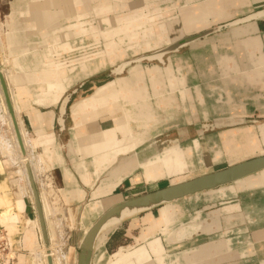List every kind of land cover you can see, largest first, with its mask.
Masks as SVG:
<instances>
[{
    "label": "crops",
    "instance_id": "crops-1",
    "mask_svg": "<svg viewBox=\"0 0 264 264\" xmlns=\"http://www.w3.org/2000/svg\"><path fill=\"white\" fill-rule=\"evenodd\" d=\"M13 1L11 3L10 13L5 15L4 22L0 24V33L3 38V54L7 60L5 63L7 67L5 68L16 78L21 92L26 95L27 98L24 97L26 99H23V102L28 104L26 110H30V113L37 112L39 115L48 116L46 119L44 118L45 120L43 118H35L30 113H27V111H22L19 115L23 121L27 139L30 143V150L33 151V158L38 159V162L41 159L40 164H46L47 173L45 174L51 177L50 180L54 186L60 191L78 193L77 197L69 200V203L67 202L71 207L77 204L89 203L91 201V191H93L91 193V196L94 198L93 200H96L95 197L97 196L102 199L118 197L120 200H125L150 192V190H147L143 193L134 194L133 192L137 189H147L152 184L162 181L169 182L168 178H160L146 183L142 170L146 166L151 165V163H160L159 161L164 160L171 154L179 153L185 149H191V147H184L190 146L193 141L198 142L199 146L197 150L196 148L192 149L191 159L197 165V168L203 166L206 168L204 172L197 173L194 177L216 171L211 170V168L223 162H226V166H229L228 160H237L247 156L248 154L244 156L233 155L224 149L225 145H231L232 141L235 144L238 142L240 146L241 144L243 145L244 140L247 138L246 135H252L254 137L253 140L256 139L257 141V147L254 152L259 151V155H264V143L262 142L264 140H262L259 131V129L264 128V122L260 123L261 121H259L264 118V89L257 84L252 85L249 82H242L246 83V86L237 80L244 78V74L246 73H252L253 75L254 72H257V70L263 67L264 19L237 26L241 27L238 29L239 34L235 33L237 29L232 31V33L228 30V32L219 38L189 46L184 53H176L172 63L175 70L174 74L176 77H184L185 85H181L173 91L176 101L171 103L173 108H169L170 105L167 108L164 103V108L161 106L157 111L155 110V115H158L159 121L161 118H165L166 121H163L164 123L172 121L173 124H176L169 128H160L156 131L157 133L155 132L151 137H147L130 150L125 151L121 149L114 151L113 159L109 164L100 163V167L95 171L92 170L93 168L90 169L86 162L87 160H91L90 158L95 159L94 154L87 156L86 153L79 151L81 148L77 144L74 133L77 124L79 123L92 131H96L98 133L97 140L101 141L100 143L102 144L106 143L108 147L115 150L119 149L123 141L122 132L128 134L127 131L131 127H134V123L131 122L130 126L126 122V125L121 123L113 126V119L118 118V116L120 117V114H118L116 116L107 115L105 117L100 115L95 118L94 125H87L86 120L88 118L92 119L86 116L88 114H77V118L74 116L73 108L84 100V97H88V95H92L99 88L104 87L105 84L104 86L97 87L105 83L103 82L95 85L88 95L79 97L77 99L78 101H75V104L73 102L70 105L65 119V130L62 135L63 140L61 139L62 136L55 131L56 107L60 103L61 98L80 80L91 77L99 71L82 79H78L66 90L56 105L51 100L53 97L50 98L48 103L44 104L39 99H36L38 89H40L39 82L38 84L37 82H32L25 75H30L29 72L34 70L27 66L29 51L32 50V41L30 42V38L32 36L34 38L35 34H39L32 29L34 23L31 24V22H28V18L26 17L28 11L27 6H24L22 2H20L21 4H17V2L13 4ZM172 1L176 2L179 7H183L186 4V0ZM191 1L194 5L205 0ZM130 2L135 3L134 7L138 6L139 8L144 4V0H130ZM170 5L167 2L159 3L161 9ZM84 8L81 9L85 10ZM262 9H264V0H253L249 8L239 11L233 18L220 21L211 26L225 23ZM69 13L71 14L72 12L69 11ZM178 15L180 13L176 9L171 16L165 17V21L169 22L173 17H179ZM201 29L203 30L205 28L196 30ZM176 30L178 31L180 28L177 27ZM194 33L197 32L183 34L174 40L171 38L170 41L163 43L160 47L170 45V43L185 36L193 35ZM169 37L172 36L169 35ZM249 39H256L257 48L255 51L253 49H247V44L243 46V43L245 44L247 40L250 41ZM225 55L229 56V64L221 62L220 57ZM169 57L167 56L164 59L162 67L168 64ZM178 59L184 65L181 71L177 70ZM186 63L190 65V70L186 68ZM155 68L160 71V75H158L160 81L163 82L164 80L163 85L157 87L158 92L162 89H165V93L166 91L170 92L171 89L166 87L165 83L167 82V76L164 74L166 71L162 74L160 68ZM161 75H164V77L161 78ZM258 78L260 79V76ZM111 82L109 81L106 84ZM40 83L44 88L48 86V89L54 84ZM148 90L150 93L151 89L149 88ZM56 91L58 90L53 87L50 95ZM152 105L153 103H151V107ZM165 108L169 112L171 111L172 114L168 119L166 118V112L162 111ZM44 109L45 111H43ZM131 109L133 108L131 107L129 109L128 106V110ZM202 113H204L203 118H200L199 115ZM248 119L252 120L247 121ZM26 121L27 123H25ZM248 122L252 124L248 126ZM161 124L163 123L160 121L158 126ZM92 126L96 127V129H93ZM26 127L29 128L28 130L31 133ZM246 127L251 128L247 129ZM254 129H257V131ZM116 132L121 133L120 140L116 139L114 135ZM230 133H240L239 135L244 136V140L243 138H238V140L234 137L230 139V137L228 138ZM223 141H227L228 143L226 142L227 144L224 145ZM142 143L145 144L139 146ZM172 143L179 145L170 147ZM59 144L61 147L57 148ZM180 144L186 145L181 147ZM167 147L170 148L165 149ZM36 149H40L41 153H35L34 150ZM216 150H220L221 153L218 159L213 161ZM0 157V178L7 181L8 184H11L12 176H10V169L12 166L11 164L8 165L7 161L10 156L2 154L0 150ZM12 157H16L15 154H12ZM135 158H138V160L136 161ZM199 161L203 162V164L198 167ZM17 164L15 166L19 167ZM103 164L105 167H103ZM197 168L195 167V169ZM188 172L186 171L179 175ZM41 174L43 173L41 172ZM113 178L115 179L113 180ZM259 180L261 182H258ZM95 183L97 187H93ZM237 184L235 183L218 190L197 194L179 200L172 206L161 207L152 211L150 214L151 217H159L158 220L160 221L157 220L159 223L163 221L162 219L165 218V215L169 219L174 214V216H177L174 217V221L172 220V224L166 226L165 224H161L159 228H155L154 230H150L149 221L144 220L146 213L135 217L136 219L134 218V220L132 218L127 220L120 227H117L116 230L111 231L112 233L110 232L103 247L95 250L92 264H108L109 258H112L115 254L114 251L117 253L118 248L121 246L125 250H128V252H125L122 257H120L122 254H120V258L114 262L109 261V263L115 264L122 261L120 264H264V173ZM109 188L111 190L107 192ZM99 190H103L104 193L97 195L96 192ZM5 191L0 195L1 200L7 197V194L12 195L10 193V187ZM21 192L26 202L24 207L25 213L31 221H35L32 220L34 218V211H30L32 201L30 199L31 192L29 187H24ZM27 202L28 205L30 204L29 206ZM68 205H64V208L69 207ZM163 209L166 211H177V213L173 212L171 214L170 211L163 213ZM0 213L4 217H8L7 222H9V218L12 219L14 217V210L9 205L5 206L3 210H0ZM36 217L38 218L37 210ZM15 224L16 227H20L18 220H15ZM124 224L125 230H122ZM140 227L142 229L141 233ZM0 229L6 235L8 234L1 226ZM136 230L137 232H135ZM118 233H122L124 240L131 239L133 244H118L110 247L112 238ZM24 235L25 230H19L18 233L13 235V238L9 239L8 237L11 249L16 252V264H28L25 255L30 253L24 243ZM136 238L137 244L135 245ZM29 264H32V260H30Z\"/></svg>",
    "mask_w": 264,
    "mask_h": 264
},
{
    "label": "bare ground",
    "instance_id": "bare-ground-1",
    "mask_svg": "<svg viewBox=\"0 0 264 264\" xmlns=\"http://www.w3.org/2000/svg\"><path fill=\"white\" fill-rule=\"evenodd\" d=\"M94 1H96L98 4V8H96V9L93 8L94 15L97 16V18H99L98 23L105 25V27H108V26L109 27H108V29H106L104 31L100 30V32H98L97 30L94 31L95 29H97L95 27L96 26L95 25L94 27H91V31H94L91 33H92L93 37H99L101 39H107L106 45H107L108 51H106L105 54L107 55V57L109 58L110 61H114V60L120 59L121 57L124 56L125 51H123L124 49L122 50V48L126 43L121 42V40L123 38H126V39L131 41L133 39L138 38L137 36L142 35V36H144L142 38L147 37L148 40L144 39L145 41L154 40L155 42H158V41L164 40L163 36H166L165 34H168V32L171 35H172V33L174 35L175 34L180 35L182 32H188V31H193V30L202 28L204 23H206L208 19H214L215 18L216 20H220V19L228 18V17L238 13L241 10L243 11L244 9L249 8V6L251 5V2L253 0H205L204 2L196 3L194 5L191 3V0H190V2H186V3H191L192 5H189L182 10L180 9L179 10L180 15H178L179 17H176V18L173 17V19H171V21H169V22L162 20V18L157 20L156 17H160V16L155 14V12H157L159 9H155L148 16L149 18L147 19L146 23H148V26H150V27L148 28V30L146 29V32H143V34H136L135 33L136 31H135V32L127 34V36L121 37L120 39H117V40L115 39L116 41H114L113 38H111V37H113V35H114L113 33L115 32L114 27H111L112 24H119V22L123 23L124 21H122V20H126V21L130 20L131 21L134 18L135 13L132 16H129V18L127 16L128 19L125 17L122 18V16L109 17L106 14L111 11L112 6H110L106 2H103V0L102 1L101 0H89V1H87V0H60L61 3H56L54 0H31L26 5L28 8L27 9L28 11L26 13L27 14L26 17L28 19L31 18V21H30L31 24L34 23V26L32 27V29L34 30V32H37L39 34L38 38L40 41L45 42L48 39L45 32L46 31L48 32L47 27L50 26L51 28H49V29H51L52 41H56L55 40L56 38L60 39V42H56L57 45L59 44V48H61L62 50H65V49L69 50L70 42H68V40L65 41L66 38H71V37L74 38V37L79 36L81 34L83 35V32H84L83 27L84 26H82L83 22H82L81 18L86 16V13H85L86 9L90 7V3H91V5H93ZM114 1L116 3L117 1H124V0H114ZM146 1H149V0H146ZM125 5H127L128 8H133V6H131L129 4V2ZM174 6L176 7L175 4H172L171 8ZM80 7L81 8L85 7L84 8L85 10L81 9ZM68 8H70V9L73 8V9L69 10ZM55 10H57V11H55ZM130 10L132 11V9H130ZM167 10H168V7L165 8V10L163 11L165 15H167L166 14L168 12ZM169 10H171V9H169ZM65 11H71V12L73 11L74 13H72V14L65 13ZM170 15H172V13H170ZM119 20H121V21H119ZM235 20H237V19H235ZM154 21H156V22H154ZM133 22H136V18L133 19ZM250 23H254V22H250ZM246 24H249V23H246ZM130 26H133V25H130ZM177 27H179L180 30L177 31L176 30ZM240 28L241 27H232L230 29V32L232 33V31L237 29V30H235V33L239 34L238 29H240ZM89 34H90V32H89ZM109 37L111 38V40H108ZM181 39H179V40H181ZM179 40H177V41H179ZM249 40L250 41L247 40V42H245V44L243 43V46L247 44V49H249V50L253 49L255 51V49L257 48L256 39H249ZM177 41H175L173 43H176ZM72 42L74 43V41H72ZM151 42H153V41H151ZM198 43H200V42H195V43L191 44L190 46L196 45ZM144 44L146 45L147 43L144 42ZM243 46H242V48H243ZM161 49L155 50V51L149 53V55L147 54V57H144V56H146V54H143V55L137 57L134 61V64H138V63L142 62V59L145 58L148 60H154L155 59L161 63L159 65H163L164 56L162 54V51H160ZM237 49H239V48H237ZM3 50H4L3 38H2L1 33H0V61H1V65L3 63L7 62L5 55L3 54ZM103 57H105V56H103ZM228 57L229 56H226V55L223 57H220L222 60L221 62L222 63L225 62L226 64H229V58ZM99 59H101L100 61H103L102 58H99ZM55 63L59 67H57V68L52 67V69L50 71H47V69L45 68L44 65L41 66V64H36L34 70L29 72L30 75H25V76H28V80H30L32 82H37V84L39 82L40 89H38V92H37L38 94H37L36 99H39V101H41V103H43V104L48 103V101L50 100L49 95H50L51 89H53V87L56 90L61 92L62 90L65 89L64 88L65 85L66 86L69 85L70 83H72V81L74 79H79V77H83V78L87 77L94 70H98V68H97L98 63L96 65L92 64L90 66L86 65V63H83V67L81 68L80 72L77 75H75L74 77H68V78L64 79V76H63L64 70L61 69L62 66L60 64V61L57 59V60H55ZM19 64H21V63H19ZM127 64L129 65V63L123 62L116 69L113 70L117 74L116 77L118 75L122 74L124 69L127 67ZM100 65H102V63ZM48 68H49V66H48ZM132 71H134V74H132L129 77V79L131 81L126 79V78L125 79L124 78L118 79L119 77H117V78L115 77L116 80H115L113 85H111L109 87H107V85H106L104 87L99 88L92 95L86 97L79 104H77L76 107L73 108V114L76 118H77V114H88L86 116H88L90 118H92V117L96 118L100 115H103V117H105L107 115L116 116V115L120 114V117L118 116V118L113 119V121H112L113 126L121 124V123H124L125 125L127 123L130 126L131 122L134 123L133 124L134 127H131V129L129 131H127L128 134H125V132H122L123 141L120 144L119 149H115V150L108 147V145L106 143H104V144L100 143L101 141L97 140L98 139V133L96 131H92L89 128H86V126L81 125L79 123L77 124V126L75 127V130H74V133H75V137L77 140V144L79 145V148H81V149H79V151L86 153L87 156H90V154L91 155L94 154V157H95V159L90 158L91 160L86 161L88 164V167L90 169L93 168L92 170L97 171L96 169H98L100 167V163H105L108 165L109 162L113 159V152L114 151H116V150L119 151L121 149H124L125 151L130 150L135 145H137L141 141L145 140L147 137H151L152 134H155V132L157 130H159L160 128H166L167 127L166 125L168 122H165V123L163 122V121H166L165 118L160 119L161 123H163V124L158 126V124L160 123L159 117L157 118L155 115L156 111L161 106H164V103H165V105H167L166 100H168V99H165V97H163L164 94H166L165 89H162L158 92V88H157V86H155L157 83H158V86L163 85V82L160 81L159 76H158V75H160L159 69H157L156 71H154V70L151 71V68L150 69L134 68ZM0 72H2L4 74V78H5V79H3V77L0 73V97L2 99V106H3L5 114H6V116H4L5 119L2 122L0 120V130L3 131L1 129V126L4 125V126L8 127L9 128L8 131H10L8 133L6 131H4L6 133V135H9V137H10L9 141H7V142H10V144L6 143L7 139L5 136H3L5 133L2 132V134H0V150L3 149L2 147L7 146V145L4 146V144H8L9 148L8 147H6V148L9 149L10 154H12V152L15 155L18 154V156H20V154H21V157H22V158L19 157L20 162L16 158L17 156L16 157L10 156V158H8V160H7L8 165L11 164V166H12V168L10 169L11 170L10 176H12V180H15L14 182L12 181L11 184H8L7 181L0 178V195L3 191H5L9 187L11 189L10 193H12V195L7 194V197L2 199V200H4L3 201L4 203L2 202V200L0 198V210H3V208H5V206H8V205L11 206L12 209L14 210V217L12 219L9 218V222H7L8 217H4L2 215V213H0V222H1V224L5 223L6 232L8 233L6 236H7V239H8V237L10 239V238H13L14 234H16V227L14 226L15 220H17V219L20 220L24 225H26V227H27V225H29L30 227L33 226L32 222H34V221H31L29 218H27L23 215V212H22L23 200H22V194H21V190H20L21 185L19 186L18 183L20 181H22V179L26 180L27 184L29 183L30 186H31V183H34V180H33L34 176L32 177V173H31L32 171L30 170L34 164L29 165L27 162V161H29V157L33 158L34 156H33V151L30 150L31 147H30V143L27 139V135H26V131H25V128L23 125V121L19 116L22 111H27V113L31 112L30 110H26L28 108V104H25L23 102L25 94L21 92V88H20L19 84L16 82V78L11 73H9L8 69L5 70V68H4V70H3L2 68H0ZM145 75H148V76H150V78H152L151 84H153V86H152L153 96L156 98V101L153 103L152 107H151V104H148V101H149L148 98H145V99L141 98L142 95L145 93V91L142 88V86L138 84V82L142 81L143 78L141 76H145ZM255 75H256V77H255ZM258 76H260V79L258 78ZM120 78H122V77H120ZM1 79L3 80V82L5 81L4 85L6 84L5 89L7 88L6 93H7L9 103L11 106L12 115L10 114L9 108L7 106V103H6L5 95L3 92L2 85H1ZM237 80L239 81V83L249 82L252 85L257 84L258 86L263 87V89H264V63H263V67L261 69L257 70V72H254L253 75H252V73H250V74L246 73V74H244V78H242V79L239 78ZM40 82L49 83V85L51 83H54V84H53V86L50 87V89H48V86H47V88L42 87ZM111 83H109V84H111ZM242 84H245L247 86L246 83H242ZM7 90H8V92H7ZM155 93H156V95H155ZM117 95H118V97L121 98L122 103L127 104L126 107L122 105L124 108H119L113 104L112 98L114 96H117ZM114 102H115V100H114ZM152 102L153 101H151V103ZM128 106H129V109L131 107L133 109L128 110ZM6 107H7V109H6ZM13 112H14V115H13ZM30 115H32V117H35V118H43V119L44 118L46 119V117H48L47 115H45V116L39 115L37 112H32V113H30ZM13 116H15L17 118L16 119L17 122H15ZM0 119H3V118H0ZM10 120H11V122H10ZM151 120H152V124H151ZM59 122H60V124H62V120H59ZM16 123H18V129H19L20 133H18ZM63 126H64V123H63ZM99 128H100V126H99ZM199 130H201V129H199ZM259 131H260V136L264 140V128L259 129ZM14 134L16 135V137ZM234 134L235 133H230L228 138L229 137H230V139L232 137H234L235 139L243 138V135H239L240 133H237L235 135ZM237 135H239V136H237ZM20 138H21V140H20ZM230 141H232V140H230ZM226 142L227 141H223L224 145L228 143V142L227 143ZM18 145H19V147H18ZM177 145L178 144H172V145H170V147H174ZM23 146H24L25 151L23 149ZM59 147H61L60 144L58 145V148ZM170 147H167L165 149H168ZM19 148H20V152H19ZM197 148H198V146L196 145V150H197ZM5 149L2 150L3 152L2 151L1 152H2V154L7 155V153H5V151L7 152V149L6 150ZM151 151H152V149H151ZM192 151L193 150H191V149H189V150L185 149L184 151H181L179 153H174V154L167 156L164 160L159 161L160 163H156V164L151 163V165L146 166V168L142 170V174L144 175V179H145L146 183H150L151 181H154V180H157L160 178H167L170 176L177 175L180 172H182L183 167L188 168V170L195 168L197 165L191 159ZM241 151H242V149H241ZM248 151H250V150H248ZM40 160H39V162H40ZM135 160L137 161L138 158H135ZM23 162H24V167H23ZM36 162H38V161H36ZM16 163H18V164L20 163L22 168L20 166L19 167L15 166ZM53 163H54V161H53ZM202 164H203V162L199 161L198 166H202ZM38 165H39V163H38ZM30 166H31V168H30ZM103 167H105L104 164H103ZM24 168H25V170H24ZM86 173H88V172H86ZM261 173H264V171H261ZM261 173L258 172L256 174L258 176ZM256 174H254V175H256ZM42 175H44V173ZM88 176H89V174H88ZM251 176L255 177L253 175H251ZM46 177H47V175H46ZM248 177H250V176H248ZM248 177H246V178H248ZM42 179L40 177V180H42ZM114 179L115 178H113V180ZM24 180H23V182H24ZM187 180H189V179H187ZM246 180L247 179H245V180L242 179L240 181H237L236 184L244 182ZM184 181H186V180H184ZM44 182H46L45 184H47V185H45V187L46 186L49 187L48 186L49 181L47 179H45ZM181 182H183V181H181ZM258 182H261V181L259 180ZM178 183H180V182H178ZM175 184H177V183H175ZM233 184H235V183H233ZM88 186H91V185H88ZM50 187H53V186H50ZM224 187H226V186H224ZM49 188H47L46 191H48ZM221 188H223V187H221ZM218 189H220V188H218ZM218 189H215V190H218ZM53 190L54 189H52V190L50 189L51 192L48 191L49 196H47V195L46 196L48 198L50 197L53 200H58L59 195L57 196V199H55V197L53 195ZM105 190H107V189H105ZM110 190L111 189L109 188L107 192H109ZM31 191H32V195H34L33 190H32V186H31ZM211 191H214V190H211ZM207 192H210V191H207ZM50 193H51V195H50ZM96 193H97V195H100V194H103L104 192H103V190H99ZM77 195H78V193H74L71 191H65V192L62 190L60 191L61 198L63 200H65V202H68V203L70 202L69 200L74 199L75 197H77ZM40 196H41V194H40ZM40 198H39L40 203L42 205V207L40 206V210H41V208L42 209H46V208L48 209L47 201L44 198H42V196ZM122 201L123 200H120V198H118V197L102 199L99 202L92 203L90 206H88V213L94 211L95 213H97L100 216L103 212H105L106 210L111 208L113 205H116ZM49 202L52 204L50 199H49ZM175 202H177V201H175ZM175 202L163 205L161 207L172 206V205H174ZM57 203L58 202L56 201L54 204H57ZM45 206H46V208H45ZM54 207H57V205H55ZM161 207H159V208H161ZM52 211H53V209H52ZM52 211H50V212H52ZM169 211L171 212V214H173V212L177 213V211H171V210H167L165 212H169ZM41 214H42V212H41ZM150 214H151V212H146V214H145L146 217L144 219L145 221H149L148 223H149V229L150 230H152V229L154 230L155 228L156 229L159 228V226L161 224H165V226L172 224V220L174 219V217H177V216H174L175 215L174 214L173 217H171L169 219V217H166V215H165V218L162 219L163 221L160 223L158 222V224H157L156 223L157 221L155 222L151 218ZM99 216H97V218ZM134 218L135 217H133L132 219L134 220ZM42 219H43V217H42ZM36 222H37V220H36ZM93 222H91V223H93ZM39 224H40V220H39ZM121 225H116V226H113L110 228L108 227L107 229L102 231L100 233V235L98 236V238L96 239L95 250H98V248L100 249L102 246H104V243H105L108 235L110 234V232L116 230L117 227H120ZM83 226L84 225H81V227H83ZM30 227H29V229H30ZM40 228H41V224H40ZM88 228H89V226L88 227L84 226L83 232L87 231ZM32 231L33 230H31V232ZM41 232H42V228H41ZM42 238H43L44 247L47 248L48 244H45V242H44L45 240H44L43 233H42ZM38 248H40V246ZM49 251H50V248H49ZM51 251H50V253L48 251H46L49 253V255H47L46 252H44V255H42V254H40L39 251H38L39 253L35 251V253H32V255H33L32 259H31L32 263L33 264H42V263L48 264V260H50L51 264H59L60 258L52 257ZM126 252H128V251H126ZM75 254H76V252H75ZM122 256L123 255H121L120 257H122ZM75 262H76V255L74 256V264H75ZM121 262L122 261L115 263V264H120ZM108 264H111V263H109V261H108Z\"/></svg>",
    "mask_w": 264,
    "mask_h": 264
},
{
    "label": "rangeland",
    "instance_id": "rangeland-1",
    "mask_svg": "<svg viewBox=\"0 0 264 264\" xmlns=\"http://www.w3.org/2000/svg\"><path fill=\"white\" fill-rule=\"evenodd\" d=\"M12 1L13 0H0V24L4 22L5 15H7V14L10 13ZM29 1H31V0H14L13 1V4H16V2H17V4H19L20 2H22L23 5L26 6ZM54 1L56 3H61L60 0H54ZM103 2H106L110 6H112L111 11L106 14L109 17H112V16H122V18H124V17L127 18V16H128V18H129V16H132L135 13L134 14V18H136V22H133V19H134L133 18L131 21L130 20L129 21L122 20V21H124L123 23L122 22H119V24H112L111 27H114L115 32L113 33L114 35L111 38H113L114 41H116L117 39H120L121 37L127 36V34L132 33V32H135V31H136L135 32L136 34H143V32H146V29L148 30V28L150 27V26H148V23H146L147 22V19L149 18L148 16L155 9H159L157 12H155V14H157L158 16H160V17H156V19L159 20L160 18H162V20H165V17L166 16H169L170 13H173L174 10H176V9H178V10L181 9L182 10V9L186 8L187 6L193 4V2L191 1L192 4L191 3H186L185 6L179 7L177 5V3L174 2V1H172V0H161V2H159V0H149V1H146L145 0L144 1V4L142 5V7L140 6V8H139L138 6H136V7H138V8H136V7H134L135 6V3H131L130 0L117 1L116 3H115L114 0H103ZM128 2H129V4L131 6H133V8H128L127 5H125ZM162 2L163 3H166L167 2V3H170L171 5L172 4H175L176 7L174 6V7L171 8V5L170 6H167L168 7V10H167L168 12L166 13L167 15H165L164 12H163L165 10V8L164 9H161L160 6H159V3H162ZM186 2H190V0H186ZM93 8H95V9L98 8V4H97L96 1H94V4L93 5L90 4V7L85 12L86 13V16H84V17L81 18V20L83 22V25L82 26H84L83 27V29H84L83 35L81 34V35L76 36L74 38L73 37L66 38L65 41L68 40V42H70V44H69V50L68 49L62 50L61 48H59V44L57 45L56 42H60V39H57L56 38L55 39L56 41H52L51 29L48 28L49 26L47 27L48 28L47 29L48 32L47 31L45 32L46 35H47V37H48V39L45 42L40 41L39 38H36L38 36L37 34H35V37H34L36 39H34L33 36L30 38V42L32 41V43H31L32 50L29 51L30 53L28 55L29 56V59L27 60V63H28L27 66H29L31 69H34L36 64H41V66H43V65L45 66V68L47 69V71H50L52 69V67L53 68L59 67L55 63V60L58 59L60 61L61 66H62L61 69L64 70V75L63 76H64V79H65V78L74 77L75 75H77L80 72L81 68L83 67V63H86V65H88V66H90L92 64L93 65H96L98 63L97 64L98 70H94L93 72H91L90 75H92L93 73H96V72L99 71L97 74H95V75H93L91 77H88V78H86L84 80H80L81 82L79 81L77 84H75L65 94V95H69V94H71V92L73 90L77 89V91L74 94H71L70 103H69L68 108H67V114H68V109H69L70 105L73 102L75 104L78 101L77 99L79 97H84V96L88 95L91 92L92 88L95 85H99V84H101L103 82H105V83H103V84H101V85H99L97 87H100L102 85L104 86V84H105V86L107 85V87L113 85L114 82H115L113 80L115 79L116 75L111 74V72L114 69H116L121 63L130 61V60H132L134 58H137V57L141 56V55H137V54H142L143 55L147 51L153 52L155 50L161 49L163 47H160V46H162L163 43H166V42L170 41L171 38H173V40H174V39H176V38H178V37H180V36H182L183 34H186V33H191V32H197L198 33L200 31H203V30L207 29L208 26H209L208 28H211V27H214V26H218V25L224 24V23H221V24H217V25L211 26L212 24H216V23H218L220 21H226V20L231 19V18H233L235 16V14H234V15L228 17V18L220 19L218 21H216L215 18L214 19H208L207 22L204 23V25L202 27V28H205L203 30L201 29V30H195V31L193 30V31H188V32H182L180 35H178V34H175L174 35L173 33L171 35L168 32V34H165L166 36H163L164 37V40H161V41H158V42H155L154 40L145 41L144 39H146V40H148V39H147V37L142 38V37H144L142 35L141 36H137L138 38L133 39L131 41L128 40V39H126V38H123L124 40L122 39L121 42L126 43L123 46V48H122V50L124 49L123 51H125L124 56L121 57L120 59H116L114 61H110L109 58L107 57V55L105 54V52L108 51L107 45H106L107 44V41H106L107 39H101L99 37H93V35L91 33V32H94L96 30L98 32H100V30L101 31H104V30L108 29L109 26L108 27H105V25L98 23L99 18H97V16L94 15ZM68 9L69 10H72L73 8H71V9L68 8ZM130 9H132V11ZM169 9H171V10H169ZM66 12L69 13V11H65V13ZM72 13H73V11H72ZM244 16H246V15H244ZM244 16H241L239 18H242ZM29 19H28V22L30 23L31 18H29ZM119 21H121V20H119ZM230 21H233V20H230ZM230 21H228V22H230ZM154 22H156V21H154ZM130 25H133V26H130ZM94 26L97 29H95L94 31H91V27H94ZM228 30H230V29H227V30L223 31L220 34H216V35L211 36V37H209V38H207L205 40H202L200 42H204L206 40H213V39L219 38V37H221V35H223L226 32H228ZM89 32H90V34H89ZM194 34H196V33H194ZM169 35H171L172 37H169ZM111 38L109 37L108 40H111ZM33 39H34V41H33ZM72 41H74V43ZM151 41H153V42H151ZM144 42H146L147 44L145 45ZM172 43H170V44H172ZM198 44H200V43H198ZM101 46H102V48H101ZM188 47H185V48L181 49L179 51V53L180 52L181 53L182 52L184 53L187 50ZM151 52H147L145 54H149ZM103 56H105V57H103ZM168 56H170V57L168 58V64L166 66H163L162 67V65H159L156 61H151V62L143 61V62H140L138 64L132 63V64L128 65L124 69V71L122 72V74L118 75L117 77H119V78L122 77V78H126V79L130 80L129 77L132 74H134V71H132L134 68H142V69H150L151 68V71H153V70L156 71L157 68H155V67H158L162 71L161 72L162 74L166 71V73H164V74H165V76H167V79H166L167 82H165V83H166V87H169L171 89V91L170 92H166L167 94H165L163 97H165V99H168V100H166V104H167L166 107L168 108V106L170 105L169 108H173L171 106V103L172 102H176L175 101V96L173 94V91L177 87H179L181 85L184 86L185 80H184V77H176V75L174 74V71L175 70H174V68L172 66V63H173V60L175 59V56L176 55L175 54H171V55H168ZM166 57L167 56H165L163 58V60ZM99 58H102L103 61H100L101 59H99ZM177 61H178V63H177V70L178 71L179 70L181 71L184 68V65L181 64V62H180L181 60L180 59H178ZM101 63H102V65H100ZM163 64H164V62H163ZM6 65H5V63H4V65L3 64L1 65V61H0V68H2L3 70H4L5 67H7ZM48 66H49V68H48ZM186 68L188 70H190V65L188 63H186ZM5 70H7V68H5ZM0 73H1V75L3 77V79H5L4 78V74L2 72H0ZM141 77L143 79H142V81H139L138 84L141 85L142 88L145 91V93L142 95L141 98L142 99L148 98L149 99L148 104H151V101L150 100H152L153 101L152 103H154L156 101V98L153 96V89H152L153 84H151V82H152L151 79L152 78H150V76H148V75L141 76ZM160 77L163 78L164 75H161ZM82 78L83 77H79V79H82ZM77 80L78 79H74L72 81V83H70L67 86L65 85V87H64V88H66L65 90H62L61 92L60 91H56V92H54V94L49 95V98L53 97V98H51V100H53V102H55V105L58 102V100H60V98L63 96V94L66 92V90L71 85H73ZM108 80L109 81H112V83L109 84V85L106 84V83L109 82ZM163 82H164V80H163ZM4 83H5V81H4ZM155 86L158 87V83ZM149 88H151L150 93H149V90H148ZM7 92H8V90H7ZM90 95H88V96H90ZM186 96H187V93H186ZM25 97H26V95H25ZM84 98H86V97H84ZM112 100H113V104L115 106L119 107V108H124L123 106L126 107V105H127L126 103L125 104L122 103L121 98L118 97V95L117 96H114L112 98ZM114 100H115V102H114ZM0 106H1L0 107V118H3V119H0V120L2 122L5 119L4 116H6V114H5L4 108L2 106V99H1V97H0ZM58 107H59V104L56 107V114H57ZM162 108H164V106ZM167 108H165L164 110L162 109V111H165L166 112L165 114H167L166 117L168 119V118H170L172 116V114H171V111L169 112ZM6 109H7V107H6ZM43 111H45V109ZM204 113L200 114L199 117L200 118H203V114ZM13 115H14V112H13ZM13 117H14L15 122H17V120H16L17 118L15 116H13ZM156 117H158V115ZM250 120H252V119H248L247 121H250ZM86 121H87L86 122L87 125H94L96 120H95V118L92 117V119H89L88 118ZM259 121H261L260 123H263L264 122V118L262 120H259ZM10 122H11V120H10ZM25 123H27V121ZM151 124H152V120H151ZM175 124L176 123L173 124L172 121H169L167 123V127L166 128H169L171 125L173 126ZM247 124L249 126L252 123H249L248 122ZM16 127H17V130H18V133H20L19 132V129H18V123H16ZM92 128L93 129H96V127H93V126H92ZM246 128L249 129L251 127H246ZM1 129L3 131L0 130V134H2V132L5 133L4 131H6L7 133L10 132V131H8L9 128L6 127V126H4V125L1 126ZM26 129L28 130L29 128L26 127ZM254 130L257 131V129H254ZM28 131H30V130H28ZM55 131L57 133H59L60 136L63 135V133H60L58 131L57 125L55 127ZM30 133H31V131H30ZM114 135H115V137H116L117 140H120V137H121V133L120 132H116ZM3 136H5L6 139H7V140L5 139L6 140V143H9L10 144V142H7L10 139L9 135H6V133H5ZM15 137H16V135H15ZM246 137H247L245 139L246 141L243 138V140L245 141L243 143L244 145H241L240 146V144L238 145V142H237V144H235V142L232 141L231 145H229V146L225 145V148L223 147L225 150L227 149L226 151L231 152L233 155L244 156V155H247L248 154L247 156L242 157V158L237 159V160H228L229 165L235 164L236 162H239V161L244 160L246 158H252V156L253 157L258 156L260 154L259 151L258 152H254L255 151V148L257 147V145H256L257 144L256 139L253 140L254 137H252V136H246ZM61 139L63 140V136L61 137ZM231 139H233V138H231ZM20 140H21V138H20ZM262 142L264 143V141H262ZM144 144L145 143H142L139 146H143ZM172 144H175V143H172ZM186 144H188V143H186ZM185 145L180 144L181 147H184ZM196 145L199 146V143L193 141V143L190 146L188 145V146H186L184 148L191 147V150H192L193 148H196ZM235 145H237V146H235ZM4 146L8 147L9 145L8 144H4ZM6 147H2V148L5 149ZM18 147H19V145H18ZM8 148H6L7 149V152L5 151L6 149L4 151H5V153H7V155L12 156L13 152H12V154H10ZM23 149H24V146H23ZM241 149H242V151H241ZM248 150H250V151H248ZM24 151H25V149H24ZM40 151H41L40 149H36L35 150V153H41ZM19 152H20V148H19ZM220 153H221L220 150H216L215 156L213 158V161H216L215 159H218V157L220 156ZM251 153H253V154H251ZM154 154H157V153H154ZM15 156H17L16 158L20 162V158L19 157H21V154H20V156H18V154H16ZM36 161H38V160H36L35 158H30L29 157V161H27V162H28L29 165L30 164H32V165L34 164L35 166L37 165L36 167L33 165L32 169H30V170L32 171L31 172L32 173V177L34 176V178H33L34 183L33 184H34V187L36 189V193L38 195L39 205L42 207V205L40 203V199H41L40 197L41 196L48 203L47 204L48 209L46 208V206H45L46 209H42L41 208L42 217H43L42 220H43V223H44V232H45V235H46V244H48V247L47 248L44 247L43 238H42V232H41V228H40V224H39V220L40 219H39V216H38V218L36 217L37 207L35 205L36 202H35L34 195H32L31 186L29 185V183L27 184L26 180L22 179V181H20L18 184H19V186L21 185L20 186V188H21L20 190L21 191H22V189H24V187H29V190L31 192L30 199L32 201V204L31 205L29 204L30 205V211L31 212L34 211L33 212L34 213V216H33L34 218L32 220H35L34 222H32V224H33L34 227L33 226L30 227L29 225H27V227H26V225H24L18 219L17 220L20 223V227H16V224L14 222V226L16 227V233H18L19 230H25L24 243H25L26 248L28 249V251L30 250L29 251L30 254L25 255L26 262H28V264L30 263L31 258L33 257L32 253H35V251L36 252L39 251L40 254L44 255V252L48 251L50 253V251L52 250L53 251V252L51 251L52 257H58V258H60L59 264H74V256H75V252H76V248H77L78 242L81 239L82 234H83V227L84 226L85 227H88L89 224L91 222H93L97 218V216H98V214L95 213L94 211L88 213V206H90L92 203L99 202L101 200V198H99L97 196V197H95L96 200H93L94 198H93V196H91V193L93 191H91L90 192L91 201L89 203L87 202V203L81 204V205L77 204V205H75L73 207H71V205H68L69 207H67V208L65 207L64 208V205L67 206L68 203L65 202V200H63L61 198V196H60V190L58 188H56V186H54V184L51 182L50 176L47 175V174H45V172L47 173V168H46L47 166H46V164L43 165V163L40 164V162H36ZM38 163H39V165H38ZM18 166L21 167V164L19 163ZM23 167H24V162H23ZM225 167H227L226 166V162H223L221 164H218L216 166H213L211 168V170H219V169H222V168H225ZM30 168H31V166H30ZM196 168H197V166H196ZM194 169L195 168H192V169H189L188 170V168L183 167L182 168V172H180L179 174H181L183 172H186V171H189V172L188 173H185V174H182V175L177 174V175H174V176H170V177H174V178L167 177L169 179V182L168 181H162V182H159V183H154L151 186H149V188H147V189H145V188L144 189L142 188V189H139V190L137 189L133 193L134 194H139V193H143V192H145L147 190H150L151 191V190H154V189L163 187V186L165 187L168 184H175V183H178V182L187 180V179H191L197 173H201V172H204L206 170L205 166H203L201 168H197L195 170ZM24 170H25V168H24ZM41 171L45 175H42L41 174ZM46 175H47V177H46ZM256 175H253V176H256ZM40 177H41V179L42 178L43 179L40 180ZM251 177L252 176H250L248 178H245V179L248 180V179H251ZM45 179H47L49 181L48 186L49 187L50 186H53V187H50V188L47 187V186L45 187V185H47V184H45L46 182H44ZM245 179H243V180H245ZM23 180H24V182H23ZM12 181L14 182L15 180H12ZM151 182H153V181H151ZM95 185H96V183L94 184L93 187H97ZM47 188H49L48 191H50V189L51 190L54 189L53 190V195H54L55 199H57V196L59 195L58 196V200H53L50 197L49 198L47 197V196H49V192L46 191ZM21 194H22V192H21ZM40 194H41V196H40ZM50 195H51V193H50ZM49 199L51 200L52 204L49 202ZM22 200H23L22 212H23V215L25 217H27V215L25 213V208H24L25 205H26V202H25V198L23 196H22ZM54 201L55 202L57 201L58 203L57 204H54L55 203ZM27 205H28V202H27ZM55 205H57V207H54ZM52 209H53V211H52ZM50 211H52V212H50ZM165 211H166L165 209L162 210L163 213ZM37 213H38V210H37ZM151 218L156 222L159 217L158 218H154L152 216ZM36 220H37V222H36ZM158 221H160V220H158ZM158 221H157V223H158ZM81 225H84V226L81 227ZM0 226L2 228H4L5 231H6L5 223H2V224L0 223ZM124 226H125V224L123 225L122 230H125ZM29 227H30V229H29ZM0 230L2 231V229H0ZM31 230H33V231L31 232ZM135 232H137V230ZM141 232H142V229L140 227V233ZM134 236H136V235L134 234ZM136 242H137V238L135 239V245L137 244ZM118 244H120V245H132L133 244V241L131 239L130 240H124V237H122V233H118V234H116L112 238V240L110 242V247L113 246V245H118ZM39 246H40V248H38ZM49 248H50V251H49ZM126 251H128V250H125L123 248V246L119 247L118 248V252L116 253L114 251L115 254H114V256L112 258L111 257L109 258V261L110 262H114L116 259L119 258V255L120 254L124 255V253ZM48 252H46L47 255H49ZM14 253H15L14 258L16 260V252H14ZM107 261H108V259H107Z\"/></svg>",
    "mask_w": 264,
    "mask_h": 264
},
{
    "label": "water",
    "instance_id": "water-1",
    "mask_svg": "<svg viewBox=\"0 0 264 264\" xmlns=\"http://www.w3.org/2000/svg\"><path fill=\"white\" fill-rule=\"evenodd\" d=\"M262 19H264V9L256 11L252 14H248L242 18H238L237 20L208 28L194 35L186 36L176 43L162 48L160 51H162L164 57L171 54H176L181 49L188 47L195 42H200L211 36L220 34L227 29H231L232 27L241 26L246 23L256 22ZM144 57H147V54ZM135 59L136 58L127 61V63H129L130 65L134 63ZM143 61H156L158 64H161L155 59L148 60L143 58L142 62ZM111 74L117 75L115 71H112ZM1 85L3 88L7 106L9 108L10 114L12 115L11 106L2 79ZM76 91L77 89L73 90L71 94H74ZM71 94L65 95L62 98L57 110L56 125L60 133H63L65 130V119L67 115V108L70 103ZM59 120H62V124H60ZM261 171H264V155L255 156L236 164L229 165L225 168L202 174L177 184H171L139 196L125 199L103 212L93 223L89 225L87 231L83 232L76 248L75 264H92L96 239L98 238L100 233L108 227L110 228L116 225H121L133 217L141 216L146 212H152L163 205L236 183L237 181H240ZM31 186L39 214L38 216L40 219L42 233L44 235V242L46 244V235L44 232V223L42 220L38 196L33 183H31ZM48 264H51L50 260H48Z\"/></svg>",
    "mask_w": 264,
    "mask_h": 264
},
{
    "label": "built area",
    "instance_id": "built-area-1",
    "mask_svg": "<svg viewBox=\"0 0 264 264\" xmlns=\"http://www.w3.org/2000/svg\"><path fill=\"white\" fill-rule=\"evenodd\" d=\"M14 255L6 234L0 230V264H16Z\"/></svg>",
    "mask_w": 264,
    "mask_h": 264
}]
</instances>
